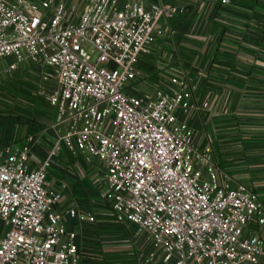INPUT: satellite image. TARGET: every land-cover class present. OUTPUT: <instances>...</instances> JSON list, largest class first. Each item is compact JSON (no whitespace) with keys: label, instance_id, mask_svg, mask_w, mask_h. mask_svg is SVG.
Returning <instances> with one entry per match:
<instances>
[{"label":"built area","instance_id":"obj_1","mask_svg":"<svg viewBox=\"0 0 264 264\" xmlns=\"http://www.w3.org/2000/svg\"><path fill=\"white\" fill-rule=\"evenodd\" d=\"M185 12L91 0L78 14L50 0H0V60L10 62L3 76L31 68L55 81L46 96L49 151L39 159L28 137L0 154V264H82L67 221L95 218L61 210L63 188L48 180L61 150L81 168L99 166L111 219L151 248L140 264L264 263V239L250 229L264 226L262 206L220 172L187 122L209 104L195 105L176 77L157 89L141 82L140 58L163 36L162 23Z\"/></svg>","mask_w":264,"mask_h":264},{"label":"crops","instance_id":"obj_2","mask_svg":"<svg viewBox=\"0 0 264 264\" xmlns=\"http://www.w3.org/2000/svg\"><path fill=\"white\" fill-rule=\"evenodd\" d=\"M50 1L76 8L79 14L91 0ZM121 2L185 7L184 15L162 23L163 36L140 58L141 82L145 88L157 89L176 77L185 83L195 105L209 104L206 111L187 119L195 142L208 147L220 172L251 191L264 211V0H228L226 6L211 0ZM36 73L25 68L15 78L20 83L24 74L37 77ZM37 96V104L27 102L33 105L29 117L20 116L11 129H0V154L5 147L20 148L28 137L34 138L39 159L49 151L53 141L45 129L51 124L52 110L45 96L39 92ZM99 172L93 160L81 168L66 155L55 159L48 174L52 185L56 182L63 188L62 211L74 209L95 218L94 223L82 225L67 221V229L78 234L82 264H140L139 254L151 248L134 237L132 227L121 228L111 219ZM83 176L90 178L85 185ZM99 176L101 183L92 181ZM250 229L264 239V226L253 224Z\"/></svg>","mask_w":264,"mask_h":264},{"label":"rangeland","instance_id":"obj_3","mask_svg":"<svg viewBox=\"0 0 264 264\" xmlns=\"http://www.w3.org/2000/svg\"><path fill=\"white\" fill-rule=\"evenodd\" d=\"M9 63L7 60H0V129L3 131L11 129L12 122H15V119L20 118V116L29 117L28 111L33 105H29L27 102L33 101L37 104L38 92L46 97L55 90V81L50 70H43L39 74L36 73L37 77H30L28 74H24L20 83L17 80L18 78H15L16 75H14L12 79L17 81H10L11 78H5L2 72ZM42 77L47 78V81L44 82ZM144 89L142 86L139 87V91H144ZM57 157L65 159V151L61 150V152H58ZM83 177L85 180L81 179V181L85 185L90 178L89 176ZM94 180L99 183L101 180L100 176L92 181Z\"/></svg>","mask_w":264,"mask_h":264}]
</instances>
